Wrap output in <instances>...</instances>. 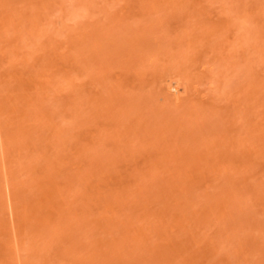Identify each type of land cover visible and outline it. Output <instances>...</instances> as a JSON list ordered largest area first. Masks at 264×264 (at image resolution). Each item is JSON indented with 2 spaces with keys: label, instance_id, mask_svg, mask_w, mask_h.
I'll list each match as a JSON object with an SVG mask.
<instances>
[{
  "label": "rangeland",
  "instance_id": "374dc122",
  "mask_svg": "<svg viewBox=\"0 0 264 264\" xmlns=\"http://www.w3.org/2000/svg\"><path fill=\"white\" fill-rule=\"evenodd\" d=\"M40 1L0 0V264H264V0Z\"/></svg>",
  "mask_w": 264,
  "mask_h": 264
},
{
  "label": "bare ground",
  "instance_id": "6f19581e",
  "mask_svg": "<svg viewBox=\"0 0 264 264\" xmlns=\"http://www.w3.org/2000/svg\"><path fill=\"white\" fill-rule=\"evenodd\" d=\"M41 1H42V0H41ZM41 1H40V2H41ZM43 1H44V0H43ZM48 1H50V0H48ZM41 3H42V2H41ZM46 3H47V2H46ZM46 3H45V5H46ZM50 3L52 4L53 2L51 1ZM43 5H44V3H43ZM45 5H44V7H45ZM41 6H42V5H41ZM46 7L48 8L49 5H47ZM46 7H45V8H46ZM42 8H43V7H42ZM49 8H50V7H49ZM5 16H6V15H5ZM34 17H35V15H34ZM36 17H37V16H36ZM36 17H35V18H36ZM5 18H7V17H4V19H5ZM4 19H3L2 16H1V20H2L3 22L0 23V24H2V27L0 26V29L2 28L3 30H6V29H7V23H9V22L11 21V17H8V18H7V19H8V22L6 21L7 19H6V20H4ZM4 21H5V22H4ZM14 21H15V19L13 20V18H12V21H11V22H14ZM6 22H7V23H6ZM4 25H5L6 27H5ZM8 25H9V24H8ZM4 27H5V28H4ZM34 29H35V28H34ZM5 34H6V33H5ZM0 35H3V33H2V34L0 33ZM16 37H17V36H16ZM16 37H15V39H16ZM17 39H18V38H17ZM0 42H1V41H0ZM14 46H16V45H14ZM17 47H19V46H17ZM14 49H15V48H14ZM16 50H18V49L16 48ZM0 52H1V51H0ZM2 52H3V51H2ZM1 54H2V53H1ZM4 54H5V52H4ZM4 54H3V57H2V58H4V56H5ZM1 56H2V55H1ZM171 79H172V78H171ZM173 79H174V78H173ZM176 81H177V80H176ZM176 83H178V81H177ZM170 84H172V83H170ZM173 84H174V82H173ZM168 85H169V84H168ZM175 85H176V84H175ZM177 85H178V84H177ZM177 85H176V86H177ZM173 86H174V85H173ZM174 87H175V86H174ZM178 87H179V86H178ZM170 88H172V87L170 86ZM170 88L168 87V90H169ZM172 90H173V89H172ZM175 91H176V90H175ZM178 92H179V91H178ZM178 92L176 91V93H178ZM178 94H179V93H178ZM11 99H12V98H11ZM27 111H28V110H27ZM24 112L26 113V111H24ZM27 114H28V112H27ZM27 114L25 115V114L21 113L22 116L19 115V117L22 118V119H24V115H25V117H26ZM28 115H29V114H28ZM27 117H28V116H27ZM60 133H61V131H60ZM4 134H5V136H6V137H5L6 140H8V139H9V135H8L7 131H5ZM56 136H57V135H56ZM53 137L55 138V136H53ZM57 137H58V136H57ZM54 138H53V139H54ZM59 139H62V138H58V142H59ZM6 142H7V141H6ZM10 142H11V140L8 142V144L5 143V150H7V152H8V148H9L8 146H11V147L13 146V145H10V144H11ZM61 143H63V142L61 141ZM6 144H7V145H6ZM54 144L57 145V144H60V142L57 143V144H56V143H53V147H54ZM12 148H15V147H12ZM18 148H19V147H18ZM9 149H10V148H9ZM13 150H15V149H13ZM18 150H19V149H18ZM18 150H17V151H18ZM15 152H16V151H15ZM10 158H12V157H10ZM10 160H11V159H10ZM91 164H92V163H91ZM86 165H87V164H86ZM88 165H89V164H88ZM88 165H87V166H88ZM20 166H21V165H20ZM22 166H23V164H22ZM27 166H29V164H28ZM27 166H26V167H27ZM45 166H46V165H45ZM84 166H85V164H84ZM26 167H24V169H25ZM48 167H49V165H48ZM85 167H86V166H85ZM21 168H22V167H21ZM21 168H20V169H21ZM30 168H31V167H30ZM45 168H46V167H45ZM51 168H52V167H51ZM22 169H23V168H22ZM24 169H23V170H24ZM47 169H49V168H47ZM17 170H19V169H17ZM17 170H16V171H17ZM26 170H28V169L26 168L25 171H24V173H25V172H28V171H26ZM29 170H30V169H29ZM31 170H32V168H31ZM54 170H56V169L54 168ZM12 171H13V170H12ZM45 171L48 172L46 169H45ZM45 171H44V173H46ZM51 171H53V169H51ZM17 172H18V171H17ZM57 172H58V171H57ZM76 173H78V171H77ZM12 174H13V172H12ZM25 174H26V173H25ZM50 174H51V173H50ZM50 174H49V175H50ZM53 174H54V173H53ZM4 175H5V178H7L9 174L6 172ZM14 175H15V174H14ZM45 175H47V174H45ZM76 175H78V174H76ZM12 176H13V175H12ZM43 176H44V175H43ZM43 176H42V178H44ZM86 176H87V175H86ZM86 176H85V177H86ZM16 178H17V177H16ZM49 179H51V178L49 177ZM80 179H81V178H80ZM83 179H85V178H82V180H83ZM42 181H43V180H42ZM16 182H17V181H16ZM9 183H10V180H9ZM37 183H38V182H37ZM10 184H11V183H10ZM17 184H18V183H17ZM137 187H138V186H137ZM138 188H139V187H138ZM136 190H138V189H136ZM136 190H134V191L137 192ZM140 190H141V187H140ZM138 191H139V190H138ZM55 192H56V191H55ZM135 192H134V193H135ZM140 192H141V191H140ZM51 193H52V192H50V194H48V193L46 194V193H45V194H46V196L44 195V199H45V201H49V200L51 199V198H50L51 195H52ZM134 193H133V194H134ZM135 194H137V193H135ZM117 197H118V196H117ZM117 199H118V198H117ZM120 201H121V200H120ZM58 204H60V203L58 202ZM114 204H115V203H114ZM114 204H113V205H114ZM55 205H57V204L55 203L54 205H51V207H50V209H51L53 212H54V211L57 212V208H56V207L54 208ZM114 206H115V205H114ZM57 207H58V206H57ZM63 207H64V206H63ZM107 207H108V206H107ZM109 207H111V206H109ZM109 207H108V208H109ZM112 207H113V206H112ZM112 207H111V208H112ZM60 208H61V207H60ZM106 209H107V208H106ZM62 210H64V209L62 208ZM66 210H67V209H66V207H65V210H64V211H66ZM64 211H63V212L61 211V212H62L61 215L64 213ZM106 211H107V210H106ZM108 211H110V210L108 209ZM55 212H54V213H55ZM111 212L114 213L113 210H111ZM112 213H111V215H112ZM61 215H59L58 217H60ZM116 215H117V214H116ZM116 215H113V216H116ZM63 216H64V214H63ZM63 216H62V217H63ZM109 217H110V215H109ZM117 217H118V216H117ZM117 217H116V218H117ZM60 218H61V217H60ZM111 218H113V217L111 216L110 219H111ZM114 219H115V218H114ZM117 219H118V218H117ZM62 221H63V220H62ZM113 221H114V220H113ZM35 228H36L37 230H42V229H41V228H42V225H41V224L37 225V224L35 223L34 229H35ZM150 228H151V227H150ZM24 230H25V228H23V226H22V224H21V229L19 230L18 233H19L20 235H23ZM130 230H131V228H130ZM141 230H142V229H141ZM141 230H140V231H141ZM150 230H151V229H150ZM128 231H129V230H128ZM133 231H134V229H133ZM44 232H45V229H44ZM148 232H149V231H146V230H145L144 233L146 234V233H148ZM144 233H143V234H144ZM145 234H144V237H146ZM147 235H148V234H147ZM62 236H64V234H63ZM62 236H61V237H62ZM57 237H58V236H57ZM57 237H56V238H57ZM59 237H60V236H59ZM127 237H129V235H128ZM127 237H126V240L128 239ZM134 237H136V236H134ZM142 237H143V236H142ZM144 237H143V238H144ZM124 238H125V237H124ZM138 238H139V237H138ZM57 239H59V238H57ZM62 239H63V238H62ZM130 239H132V241H133V238L130 237ZM126 240H125V241H126ZM136 240H137V239H136ZM139 241H140V240H139ZM139 241H138V242H139ZM134 242H135V241H134ZM136 243H137V242H136ZM136 243H135V244H136ZM4 245H5V248H11V246H12V242H11V241H6V242L4 243ZM35 251H36V250H35ZM35 251H34V252H35Z\"/></svg>",
  "mask_w": 264,
  "mask_h": 264
}]
</instances>
